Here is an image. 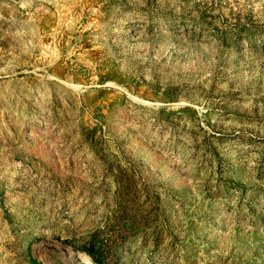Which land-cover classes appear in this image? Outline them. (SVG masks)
I'll return each mask as SVG.
<instances>
[{"label": "rangeland", "instance_id": "rangeland-1", "mask_svg": "<svg viewBox=\"0 0 264 264\" xmlns=\"http://www.w3.org/2000/svg\"><path fill=\"white\" fill-rule=\"evenodd\" d=\"M55 262L264 264V0H0V264Z\"/></svg>", "mask_w": 264, "mask_h": 264}, {"label": "bare ground", "instance_id": "bare-ground-1", "mask_svg": "<svg viewBox=\"0 0 264 264\" xmlns=\"http://www.w3.org/2000/svg\"><path fill=\"white\" fill-rule=\"evenodd\" d=\"M85 260H86L87 262H90V260L88 259V257L85 258ZM54 264H59V263L55 262Z\"/></svg>", "mask_w": 264, "mask_h": 264}]
</instances>
